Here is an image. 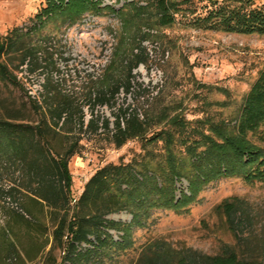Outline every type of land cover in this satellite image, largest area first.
Returning a JSON list of instances; mask_svg holds the SVG:
<instances>
[{
  "label": "rangeland",
  "instance_id": "rangeland-1",
  "mask_svg": "<svg viewBox=\"0 0 264 264\" xmlns=\"http://www.w3.org/2000/svg\"><path fill=\"white\" fill-rule=\"evenodd\" d=\"M132 1L138 7L153 2L103 0L100 10L84 13L77 20L67 12H55L36 32L38 47L46 45L50 53H55L54 80H63L61 88L72 96L75 111L81 105L93 107L90 95L94 97L104 79L126 84L127 69L139 45L147 53V64L132 72L129 92L122 88L107 106H96L93 111L85 107L82 132L68 126L74 131L73 141L81 139L82 146L69 162L74 200L80 197L94 173L106 165L129 163L146 151L162 164V143L145 141L167 130L178 137L177 130L168 124L176 116L189 123L187 135L191 129L208 133L209 123L233 124L264 69V36L230 34L194 22L207 16L211 3L231 0H194L190 5L180 6L175 23L166 27L158 25L153 8L136 11L127 6ZM252 1L256 7L264 6V0ZM46 7L47 0H0V16L12 19L0 18V37L14 27L23 28L24 32L31 29L33 18ZM107 7L114 12L123 9V14L110 12ZM49 72L50 69L46 73ZM16 75L22 89L0 84V118L23 114L29 121H38V114L23 110V102L28 97L41 98L44 76L41 71L28 75L26 67ZM133 116L145 121L144 137L116 148L112 142L116 121L121 120L125 126ZM106 123L111 132L106 130ZM62 142L59 140L57 144ZM175 156L184 165L183 171L192 175L191 161L182 148ZM15 180L20 181L15 167L0 162V264L12 263L7 262V253L28 255L33 259L29 264H42L43 258L52 253L59 263L63 252L53 236L55 219L45 208L29 200ZM14 185L18 190L8 193ZM188 186L184 179L176 183L177 198L181 192L190 196ZM232 197L242 199L255 211H264V185L249 186L238 177L213 181L181 212L156 210L146 226L133 227L131 247L109 264H136L141 253L157 241L176 250L192 248L207 255L219 254L225 245L234 246L236 241L225 222L214 215L215 208ZM107 219L129 225L132 217L120 212ZM111 235L119 241L122 234L111 232Z\"/></svg>",
  "mask_w": 264,
  "mask_h": 264
},
{
  "label": "trees",
  "instance_id": "trees-1",
  "mask_svg": "<svg viewBox=\"0 0 264 264\" xmlns=\"http://www.w3.org/2000/svg\"><path fill=\"white\" fill-rule=\"evenodd\" d=\"M193 1L153 0L146 7H138L132 1L127 6L140 12L153 8L158 25L166 27L175 23L180 6ZM102 4L103 0H47V7L31 21L34 22L31 29L24 32L23 28L14 27L0 37V84L22 89L16 73L23 67L28 75L41 71L44 76L41 98L28 97V101L23 102V110L38 114V121H29L23 114L0 118V162L15 167L20 180L19 183L14 181L17 187L56 221L53 236L62 248L63 257L58 263L50 253L42 264H109L131 247L132 228L146 226L154 211L181 212L196 201L204 186L223 178L238 177L249 186L264 185L263 69L233 124L209 123L208 133L191 129L187 135L189 123L176 116L168 124L177 130L178 137L177 133L167 130L145 141L162 143V164L146 151L129 163L106 165L88 180L80 197L73 199L69 162L82 146L81 139L73 141L74 131L68 126L82 132L85 107L93 111L96 106H107L122 88L129 92L132 72L147 64V53L139 45L127 69L126 84L104 79L94 97L90 95L93 107L92 104L81 105L75 111L72 96L61 88L63 80H54L55 53H50L46 45L38 47L35 38L37 30L55 12H67L77 20L84 13L97 12ZM209 8L206 17L194 19L195 24L230 34L264 36V6L256 7L252 0H231L211 3ZM106 9L123 14V9L119 12L110 7ZM105 128L111 132L109 123ZM145 132V121L137 116L125 126L118 119L112 131V142L116 148H121L132 139H142ZM59 140H63L60 145ZM181 148L191 161L192 175L183 171L184 165L175 156ZM182 179L189 185L190 196L181 192L177 198L176 183ZM17 187L11 186L8 193L18 190ZM72 203H75L73 207ZM120 212L132 217L129 225L107 219ZM214 215L225 222L236 241L234 246L225 245L219 254L207 255L192 248L176 250L157 241L141 253L136 264H264V211H255L242 199L232 197L217 206ZM111 232L121 233L120 240L116 241ZM83 245L89 247L83 248ZM7 254L6 260L11 264L33 262L22 253Z\"/></svg>",
  "mask_w": 264,
  "mask_h": 264
},
{
  "label": "crops",
  "instance_id": "crops-1",
  "mask_svg": "<svg viewBox=\"0 0 264 264\" xmlns=\"http://www.w3.org/2000/svg\"><path fill=\"white\" fill-rule=\"evenodd\" d=\"M0 18L3 19V20H9V21L12 20L11 18H5V17H2V16H0Z\"/></svg>",
  "mask_w": 264,
  "mask_h": 264
}]
</instances>
